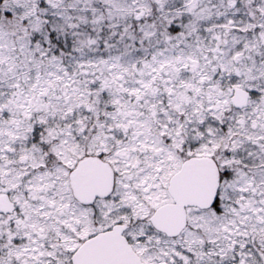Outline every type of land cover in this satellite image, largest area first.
<instances>
[{
	"label": "snow or ice",
	"instance_id": "obj_1",
	"mask_svg": "<svg viewBox=\"0 0 264 264\" xmlns=\"http://www.w3.org/2000/svg\"><path fill=\"white\" fill-rule=\"evenodd\" d=\"M0 264H264V0H0Z\"/></svg>",
	"mask_w": 264,
	"mask_h": 264
}]
</instances>
